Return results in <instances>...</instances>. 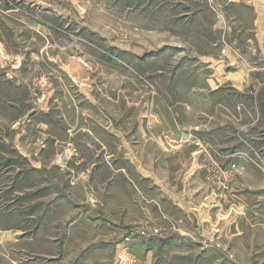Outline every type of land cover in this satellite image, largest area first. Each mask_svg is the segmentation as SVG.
I'll return each mask as SVG.
<instances>
[{
	"label": "rangeland",
	"instance_id": "obj_1",
	"mask_svg": "<svg viewBox=\"0 0 264 264\" xmlns=\"http://www.w3.org/2000/svg\"><path fill=\"white\" fill-rule=\"evenodd\" d=\"M262 87L264 0H0V264H264Z\"/></svg>",
	"mask_w": 264,
	"mask_h": 264
},
{
	"label": "crops",
	"instance_id": "obj_2",
	"mask_svg": "<svg viewBox=\"0 0 264 264\" xmlns=\"http://www.w3.org/2000/svg\"><path fill=\"white\" fill-rule=\"evenodd\" d=\"M225 49H228L227 47H224V49L222 50L223 53L227 52V50ZM231 51V50H230ZM226 62H229V59L230 57L226 54ZM237 59V58H236ZM225 60H224V63H225ZM240 61V59L238 58L237 60L235 61ZM223 61V60H222ZM220 61V62H222ZM241 66H243L244 68H248L247 67V62L245 63L244 62H240L239 63ZM241 74V73H240ZM243 75V74H242ZM217 95H223L222 92H219ZM228 97H232V95H228ZM234 97L236 98V100L239 102V104H241V108L242 109H236V110H231L232 111V114L231 116L234 117L235 119V124L232 126L231 125V133L228 132V131H216L215 129L212 130V134L215 136V138H217L220 142V140L223 142V144H225L227 147L231 146V151L234 150V154H233V157L231 158V160H235L236 158H239V160L241 158H244V157H241L239 156L238 154H236V152H240V148H242V144L239 142L240 141V138L239 135H242V136H247L249 135L248 133H252V132H256L257 133V136H256V141L259 142V144H262L263 148H264V87H262L258 94H257V97L255 99L256 101V104L258 106V113H259V117H258V124H251L249 123V121L247 120V115H250V110L248 111V108H247V104L245 103L246 102V99L248 98V95L245 94V93H240V94H236L234 95ZM233 111H234V115H233ZM173 133V132H172ZM174 136H169V138L174 141V142H177L178 144H180L179 148H176L175 150H170V156L169 158H166L165 160L168 162V163H173L174 159L175 158H182L185 160V163L188 162V148L186 147H181L183 144L182 142L184 143L183 139L185 140V137L187 138L188 137V132L186 133H178L176 131H174ZM250 136V135H249ZM192 149V148H191ZM170 159V160H169ZM191 159H193L191 157ZM245 161H247L245 159ZM248 163V162H247ZM254 169V168H253ZM255 171V170H254ZM255 174H257V172H254ZM250 196V194L248 192H245L243 194V201H244V204H243V207H244V211L247 210V208L249 209V211H251V203H248V202H251V199L248 197Z\"/></svg>",
	"mask_w": 264,
	"mask_h": 264
}]
</instances>
